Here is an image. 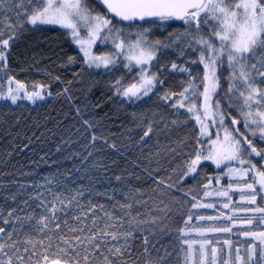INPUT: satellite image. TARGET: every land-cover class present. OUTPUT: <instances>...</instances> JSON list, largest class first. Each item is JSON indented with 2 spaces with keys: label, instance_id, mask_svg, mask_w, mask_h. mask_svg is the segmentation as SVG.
<instances>
[{
  "label": "snow or ice",
  "instance_id": "obj_1",
  "mask_svg": "<svg viewBox=\"0 0 264 264\" xmlns=\"http://www.w3.org/2000/svg\"><path fill=\"white\" fill-rule=\"evenodd\" d=\"M152 18L180 20L186 27L183 33L170 34L171 43L153 40L149 28L135 23ZM45 25L64 30L78 49L77 55L64 53L67 58L60 67L83 65L66 81L47 72L51 81L63 85L55 96L67 102L64 119L80 125L75 131L86 149L121 154L122 148H139L149 166L141 169L144 176L128 175L151 180L155 187L149 190L155 196L144 199L145 190L128 183L123 174L115 176L122 184L119 194L115 188L111 194L97 192L110 202L107 205L91 199L81 203L86 190L56 177H45L42 184H20L26 198L18 200L21 193H13L0 205V264H264V0H0V101L35 104L53 95L51 84L18 80L9 65L23 34ZM98 44L111 48L96 54ZM173 46L180 47L181 57L196 53V59L185 63L202 66V72L193 73L175 61L170 68L161 64L157 53ZM120 58L128 72L138 69L137 78L127 84L122 77L111 81L107 87L113 95L108 100L133 101L156 94L175 115L185 109L188 118L166 121L162 113L152 118L133 113L135 128H129L105 114L112 123L107 127L98 118L105 101H89L82 108L73 90L82 73L92 68L110 72ZM160 69L186 74L179 92L166 86ZM189 120L198 127L191 150L185 152L189 140H172V135ZM137 129L138 139L132 135ZM144 148L149 149L147 155ZM92 155L89 151L83 159ZM178 156L182 163L175 179L177 168L160 176L167 171L161 161ZM153 162L156 167H151ZM204 162L220 173L204 174ZM196 177L201 180L195 186L184 187ZM223 177L229 180L227 186L220 184ZM233 193H238V201ZM213 196L226 198L222 208L228 212L196 218L228 223L192 224V210L217 208L216 203L204 202ZM155 197H167L168 203L163 198L157 203ZM189 204L187 218L176 226L170 213H180ZM237 224L248 227L235 234L250 239L234 244L229 238L217 247L220 241L207 238L209 233L232 234ZM193 233L199 238H192ZM164 237L171 239L161 243Z\"/></svg>",
  "mask_w": 264,
  "mask_h": 264
},
{
  "label": "trees",
  "instance_id": "obj_2",
  "mask_svg": "<svg viewBox=\"0 0 264 264\" xmlns=\"http://www.w3.org/2000/svg\"><path fill=\"white\" fill-rule=\"evenodd\" d=\"M100 10L103 11V8ZM140 26L150 29L149 36L151 39L165 43H171L169 40L170 34L183 33L186 27L184 24L176 25L171 20L150 21ZM135 30L134 27L132 31ZM63 32L64 30L57 27L40 26L39 30L29 29L12 49L9 65L14 70L13 74L16 79L25 81L28 84L37 82L49 83L51 84L53 95L46 97L45 100L37 101L35 104L26 100H20L15 105L11 104L10 101H0V205L5 204L4 198L13 193H21V195L17 196L18 200L26 198L24 189L20 188V184H42L45 177H56L69 187L82 186L86 191L85 198L81 200V203L85 204L88 199L101 204H109L110 202L105 197L98 196L97 192H105L107 190L111 194L113 188H115L117 194H119L122 184L115 180V176L122 174L127 176L128 183L145 190L147 195L144 199H148V196H155L149 190L150 185L155 187V185H152L151 180L146 178L136 180L128 175L135 172L144 176L141 169L149 166L148 161L144 160L143 156L140 155L139 148H122L121 154H117L115 151L86 149L83 146L84 141L75 131V128L80 125L70 118L64 119V114L68 110L67 102L63 97L57 98L55 96V92L59 91L63 85L59 82L51 81L47 72H51L52 76L59 75L62 81H66L72 79L73 72H79L83 65L81 63L68 68L60 67L67 58L63 55L64 53L69 55L78 54L76 46L71 43ZM109 48H111L110 44H98L93 51L96 54H103ZM179 52L180 47L177 46L162 50L158 56L160 63L166 64L170 68L171 62L175 61L177 64L189 67L193 73L202 72V66L185 63L186 60L196 59V53L188 51L184 57H181ZM57 54L63 56V59H58ZM120 59L121 63L118 67L110 72L104 69L92 68L86 69L82 73L79 77L80 82L74 85L73 89L76 95L80 97L79 103L82 108L89 101L93 103L97 100L105 101L104 109L99 111L98 118L103 119L107 127H112V123L105 118V114L115 120L117 125L123 124L124 127L129 128H135L133 113H143L148 118H152L155 113H162L166 121L173 119L185 120L188 118L189 114L186 113L185 109H180L181 115H175L174 110L160 101L156 94H150L149 97L141 100L128 101L119 97H113L112 100H108V97L113 95L112 91L107 87L111 81L122 77L127 84L137 78L138 69L128 72L123 67V59ZM158 68L159 65L153 68V71ZM160 71L162 72V78L166 79V86L179 92L181 90V81L185 79L186 74L168 72L163 69H160ZM224 75L227 76L228 72L224 71ZM222 83L223 87L227 88V83ZM5 87H7L6 84ZM197 127L194 120H189L186 125L178 126L177 131L172 135V140L178 138L188 139L189 144L184 151H190L194 144ZM119 131H123V129L121 128ZM138 131L137 129L132 133L137 139ZM161 139L163 140L164 138L162 137ZM65 141H69V143H65ZM58 148L59 150H57ZM89 151H92L93 155L87 160L83 159ZM143 151L147 155L149 149L144 148ZM137 157H139V160H137ZM113 160L116 161V164L112 163ZM95 162H99L101 166L93 168L92 165ZM169 162H171V167ZM137 163L140 164L139 168L136 167ZM161 163L167 171L161 172L159 175H168L171 173L172 168H177V173L173 174L175 179V176L180 171L178 166L182 163L181 157L178 156L174 159L168 157L162 160ZM102 165H107V167ZM151 167H156L155 162L152 163ZM220 171L211 162H204V174L207 176H215ZM197 180H201V177L189 179L184 187L195 186ZM206 182V180L202 181V183ZM228 183L227 177H223L220 181V184L224 186H227ZM213 185L219 187V185L215 184V180H213ZM49 187H55V185H49ZM27 191L31 192L33 189L28 188ZM38 191H43V189H38ZM174 194L177 196L181 195L180 193ZM232 195L233 200L238 201V193H233ZM161 198L165 200V203H168L167 197H155V202L158 203ZM188 199L190 200V197ZM225 199L216 196L205 198L204 202L216 203L217 208L192 210L194 215L191 223L194 225L228 223L223 220L200 221L196 218L199 215L215 216L219 211L228 212L227 209L222 208V203L225 202ZM7 203L9 205L14 204L11 200L7 201ZM151 204H153L152 201H150ZM160 207H163V205H160ZM189 208L190 204L186 205L180 213H177L175 209L170 213L176 226H182V221L187 218ZM144 210L141 209V211ZM154 214L163 215L159 212ZM241 215H244V213H241ZM247 227V225L237 224L232 234L209 233L207 238L220 241L217 247H220L223 241L229 238L235 244L238 241L242 242L245 239H250L235 234ZM261 230H264V228ZM192 238L199 237H196L195 233H193ZM170 239L171 237H164L161 243H167Z\"/></svg>",
  "mask_w": 264,
  "mask_h": 264
},
{
  "label": "water",
  "instance_id": "obj_3",
  "mask_svg": "<svg viewBox=\"0 0 264 264\" xmlns=\"http://www.w3.org/2000/svg\"><path fill=\"white\" fill-rule=\"evenodd\" d=\"M158 19H148L147 21H138V22H135L136 24H139V25H145L147 23H149L150 21H156ZM175 23H177L178 25L182 24L183 21H180V20H173ZM128 22H125V24H127Z\"/></svg>",
  "mask_w": 264,
  "mask_h": 264
},
{
  "label": "bare ground",
  "instance_id": "obj_4",
  "mask_svg": "<svg viewBox=\"0 0 264 264\" xmlns=\"http://www.w3.org/2000/svg\"><path fill=\"white\" fill-rule=\"evenodd\" d=\"M156 21H160V20H156ZM166 21H168V20H166ZM172 22H174L173 20H171ZM175 23V22H174ZM176 25H178L177 23H175ZM182 24H184V23H182ZM182 24H180V25H182ZM167 49V48H166ZM162 50H165V49H162ZM162 50L161 51H159L158 53H157V55L159 56V54L162 52ZM155 63V62H154ZM136 68H134L133 70H135ZM143 98H145V97H143ZM80 127V126H79ZM103 166V165H102Z\"/></svg>",
  "mask_w": 264,
  "mask_h": 264
},
{
  "label": "rangeland",
  "instance_id": "obj_5",
  "mask_svg": "<svg viewBox=\"0 0 264 264\" xmlns=\"http://www.w3.org/2000/svg\"><path fill=\"white\" fill-rule=\"evenodd\" d=\"M44 27H57L58 28V26H47V25H45ZM95 48V47H94ZM102 69V68H101ZM28 102H30V101H28Z\"/></svg>",
  "mask_w": 264,
  "mask_h": 264
}]
</instances>
